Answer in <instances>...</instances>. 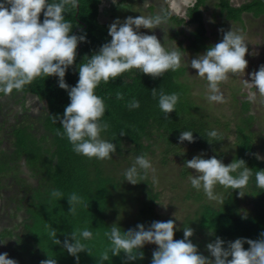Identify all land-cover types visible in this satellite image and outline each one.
I'll use <instances>...</instances> for the list:
<instances>
[{
  "label": "trees",
  "instance_id": "16d2710c",
  "mask_svg": "<svg viewBox=\"0 0 264 264\" xmlns=\"http://www.w3.org/2000/svg\"><path fill=\"white\" fill-rule=\"evenodd\" d=\"M207 1L196 0L188 10L186 8V17L171 12L165 13L168 21H173L183 28L173 34V39L178 40L180 35L186 33V24L196 25L189 36H186L190 41L189 49L196 53L205 51L210 46L205 17L201 10ZM100 3L101 0H79L78 8L70 10L66 16L73 26V33L87 34V41L78 44L74 65L65 76L70 86H75L78 80L77 65L111 39L108 35V26L111 23L101 20ZM263 4L261 0H253L235 6L231 0H217L216 6L221 9L227 20L241 21L243 14L257 13L261 11L259 8ZM155 9V5H151L150 11L153 12ZM40 20L42 22L43 12L40 14ZM181 73L182 69L178 68L175 71H167L163 77L153 79L150 75L133 69L108 83L101 82L95 91L104 99L106 113L103 119L109 124L108 129L101 135L112 140L117 146L112 159L107 160L90 159L79 155L72 150L66 136L57 135L58 130L63 132L59 118L63 117L64 109L70 102L67 91L58 87L57 77H37L24 89L12 91L14 94L32 95L30 97L35 96L39 102H46L47 112L39 119L47 133L38 139L37 131L31 124L16 129L18 149L16 148L13 156L18 161L26 156L30 173L41 180L38 186L16 193L19 196L17 208H26L24 212L28 215L27 221L31 223H24L23 227L27 234L20 237L17 235L16 245L8 246L6 253L10 258L15 259L18 264H40L42 260L50 257L54 258L57 264H77L76 259L63 248V241L66 238L71 241L73 229L78 230L87 226L96 236L90 242L93 251L91 254L86 251L79 253L78 264H98V257L108 244L104 233L109 231L114 223L122 231H127L129 228H135L138 223L147 227L153 221L159 220L156 210L159 194L153 192L149 172L143 181L135 185L130 184L124 181V171L135 159L130 162L126 160L128 164L119 175L116 173L120 172L121 163L115 161V155L117 158L128 153L136 155L146 153L149 156V152H153V147L160 146L164 152L163 164L168 163L170 154L179 156L181 162L185 163L192 158L191 154L197 153L203 155L205 159L216 156L225 165L235 159H243L246 165L253 169V173L264 169V160L256 159L255 155L257 154L254 145L255 133L251 129L254 116L243 117L244 126H237L235 154L228 157L222 150L225 135L218 133V139H211V143L208 142L207 139L210 138L207 137L206 130L213 128L203 116L194 114L193 111L198 110V107L193 105L187 95V84L179 81ZM152 89H157V93L161 89L167 93H179L176 112L169 113L165 118L158 107V95L153 98ZM117 93H121L123 99H118ZM133 97L139 100L140 107L130 110L126 104ZM243 105L250 108L246 101ZM186 129L194 131L195 142L178 141L180 132ZM121 131L125 135H120ZM47 140L51 141L53 151ZM187 147L192 150L183 152ZM106 163H110V166L114 163L112 165L114 170L106 169ZM190 172L191 169L183 167L184 176ZM53 188L60 190L63 196L51 198L50 192ZM219 188L224 191L223 201L218 204L219 206L208 200L203 191L191 194L196 201L204 199V202L178 231L174 229V239H183V228L189 225L193 229L192 242L205 256L209 255L207 243L213 242L216 237L226 242L237 238L256 240L264 232V188L256 186L254 175L243 190L244 196H239L237 190L232 191L223 186ZM73 192L84 197L88 203L87 208H78L76 215L69 213L70 205L67 200ZM242 203H246V207L251 205L245 213H242V210L246 209L242 208ZM127 207L136 208L138 211L135 214L130 213ZM51 228L56 230L60 245L51 244L48 235ZM12 236L14 235L7 230L0 232L2 240ZM244 247L247 248L248 245L244 244ZM141 250L144 252L143 259L126 261L124 253L119 256L110 254V259L103 264H150L152 247L145 244Z\"/></svg>",
  "mask_w": 264,
  "mask_h": 264
},
{
  "label": "clouds",
  "instance_id": "9594fccd",
  "mask_svg": "<svg viewBox=\"0 0 264 264\" xmlns=\"http://www.w3.org/2000/svg\"><path fill=\"white\" fill-rule=\"evenodd\" d=\"M116 3V0H113ZM79 0H0V92L9 94L13 90L20 91L30 85L37 77H57L58 87L67 91L69 104L65 107L63 117L59 118L64 135L72 146V150L88 158L98 160L112 159L116 153V144L102 137L109 124L103 119L106 113L104 99L96 94L97 87L110 80L121 77L123 73L133 69L150 75L153 79L163 77L169 70L175 71L182 62V52L177 47L168 48L157 36L141 33L145 29L161 28L165 31L168 17L162 13L128 16L123 22L116 18L108 26L110 40L102 44L97 52L77 65L78 80L75 86H70L66 73L74 65L79 43L87 41V34H75L73 26L66 19L70 10L77 9ZM43 12V20L40 14ZM223 32V38L210 45L202 54L190 61L187 68L196 70V77L207 81L209 102L224 103L225 96L220 85L229 79L230 75H244L248 61L245 55L248 44L245 35L239 30ZM181 49V48H179ZM250 79L244 80L247 87H253L256 93L264 96V65L258 70L249 72ZM153 98L158 95V107L167 118L169 113L176 112L180 94L167 93L162 89H152ZM118 99H123L117 93ZM126 107H140L138 99L133 97ZM178 114V113H177ZM193 130H182L178 141L195 142ZM120 135H125L121 131ZM209 143L218 139L215 129L206 130ZM256 159L264 156L255 154ZM184 167L194 170L188 179L192 188L202 190L210 201L222 202L223 196L216 188L237 190L239 196H244L243 190L255 177L258 188H264V169L256 170L246 165L243 159H235L225 165L216 156L207 159L203 155H195L186 160ZM155 172L151 159L146 153L135 157L134 162L125 169V180L130 184L143 181L148 172ZM153 182L156 177L153 175ZM63 193L53 188L51 198H60ZM70 205L69 213L76 215L78 208H87L84 197L76 192L67 197ZM176 227L173 219L153 221L147 227L138 223L135 228L122 231L113 224L104 233L108 244L98 257V264L108 261L111 256L125 254L126 261L144 258L145 244H155L157 248L152 253L150 264H264V232L259 239L237 238L234 241H224L216 237L206 245L208 256L198 251L191 237L193 229L187 225L183 228V239H174ZM211 234V231H210ZM51 244L60 245L56 230L51 228L48 233ZM96 238L89 227L73 229L71 241L65 239L63 248L73 256L78 264L79 253H92L90 242ZM4 241H0L3 244ZM244 244L248 247L245 248ZM0 264H18L8 253H0ZM40 264H57L54 258L42 260Z\"/></svg>",
  "mask_w": 264,
  "mask_h": 264
},
{
  "label": "rangeland",
  "instance_id": "374dc122",
  "mask_svg": "<svg viewBox=\"0 0 264 264\" xmlns=\"http://www.w3.org/2000/svg\"><path fill=\"white\" fill-rule=\"evenodd\" d=\"M112 1V0H111ZM111 1H107L106 3L109 5V9L107 11H102L101 13V20L103 22H110L112 23L116 18H119L121 22L124 21V19L128 16H138V15H148L153 14V12L156 13H162L165 14L166 12H171L172 14H178L180 17H186V8L188 10L189 6H192L196 0H146L145 3L139 4L137 3V0H130V1H136L135 4H131L132 6H117L116 8L113 7L115 5L111 4ZM119 0H116V3ZM233 5H243L247 2L253 1V0H231ZM133 2V3H134ZM217 0H208L205 6L201 8L203 11L204 17H205V23L208 30L209 35V41L210 45H214L219 40L223 38V32L220 31L223 29L224 31H228L231 28L233 30H239L241 31L245 37H246V43L248 45V52L245 55V59L248 61L247 68L245 69L244 75L236 74V75H230L229 79L225 82H222L220 85L221 91L223 92L225 96L224 103H215V102H209L207 100L208 95V88H207V81L200 77H196V70L192 69L190 66L187 68L186 60L189 61L196 57L198 54H202L204 51L200 53H196L193 50L189 49V40L186 36H189L190 31L193 30L196 25H188L186 24L185 30L186 33L179 36V39H173L172 36L177 30H183V28L176 25L173 21H168L165 31L161 28L156 29H145L141 27L139 31L141 33H148V34H155L157 38L161 41L162 44L165 43V46L168 48H177L178 51L182 52V62L181 66L179 67L182 69V73L179 77V81L182 83L187 84L188 91L187 95L190 99V101L193 103L194 106L198 107V110L193 111L194 114L197 116H203L211 125V127L215 130H217L218 133L225 135V144L223 145L222 150L226 152L228 157H231L235 154V145L234 141L236 139L237 135V126H244L243 117L245 116H254L252 124V130L255 133V150L257 154H260L261 156H264V96H261L260 94L256 93L255 88L253 87H247L244 84V80L250 79L248 76L249 72H253L255 70H258L260 65H264V54L261 51V40L262 38L254 35L252 30L246 31L244 33V21L247 19L244 15L242 16L241 21H231L227 20L225 16L222 15L221 9L216 6ZM125 4V3H124ZM151 5H155L156 9L151 12L150 8ZM150 6V7H149ZM116 10L114 12V9ZM117 13V15L115 14ZM246 14V13H245ZM249 15V14H246ZM180 41V42H179ZM254 45L258 48L256 49L252 45ZM251 44V45H250ZM251 52V53H250ZM185 68V69H184ZM32 95H25L23 93H17L13 94V101L14 103H17L20 99L25 98V100H28V98ZM35 97V96H34ZM248 102L250 105V108H245L243 105L244 102ZM27 103V101H26ZM40 106V110L43 112H47L45 107L42 104H37ZM247 105V104H246ZM40 110H38V114L40 115ZM43 114V113H42ZM38 121H41V119H37ZM30 120H26V124H29ZM13 125V126H12ZM12 125H7V130L5 137H6V143L9 144L8 151L10 149L11 152H13L16 148L18 149V143H17V137H14L13 131L17 129V127H22L23 123H12ZM17 127H16V126ZM25 125V124H24ZM11 127H14L11 128ZM13 129V130H12ZM46 134L45 130L40 128L38 133L36 134V137L39 139L42 136ZM3 136L0 131V137ZM17 136V135H16ZM16 139V140H15ZM48 146L50 145L51 151H53V148L51 146V141H46ZM15 144V145H14ZM16 146V147H15ZM192 149L187 147L184 148V151H191ZM153 152H149V158L152 161L153 167L155 168V172L149 171V179L152 183L153 192L156 194H159V199L156 202V210L157 215L159 216V221H164L168 219H173L175 221L176 227L180 229L184 223L187 221L188 217H192L193 213L200 209L201 203L204 202V199L200 201H196L194 199V196L191 194H194L195 192H200L202 190H196L192 188L190 181L188 179L191 172H194V170H191L190 173H188L186 176L182 174V170L184 167V163L181 162L180 157L173 156L172 154L168 157V163L163 164V158H164V152L163 147L155 146L152 148ZM18 154V153H17ZM195 155H198L197 153H193L190 155V157H193ZM116 156V155H115ZM115 161H120V172L116 173L121 175L123 168L127 166V162H130L131 160L135 159L137 156L134 154H126L124 157L118 156L115 157ZM1 158L5 162L6 166L8 162L13 161V156L11 154H6L4 152L1 153ZM125 158V159H124ZM262 161L264 159H261ZM22 162L23 166L28 168L27 176H24L28 179V184L35 185V178L30 173V168L26 164V156L22 157L18 163ZM13 164V162H11ZM114 163H106V169L114 170V167H112ZM3 167V163L0 162V169ZM109 169V170H110ZM1 172V171H0ZM14 173H19V171L14 170ZM153 175L156 177V182H153ZM29 176V177H28ZM34 183H31V181ZM41 179H39L40 181ZM10 182L9 176H7L6 181L4 180L5 187L3 186L2 189H5V192L7 195L12 191L11 187L13 184L8 185ZM1 186V184H0ZM216 191L220 195H224V191L217 186ZM204 195V193H203ZM190 196V198H188ZM205 196V195H204ZM19 199V198H18ZM12 201L15 203V198L13 196ZM214 205L219 206L218 204L221 202H215L211 201ZM14 205L15 209H0V216L4 215V222L3 226H6V228H3L0 230H7L11 234L14 235L13 238H15L16 235L19 237L21 235L27 234L25 231L23 225L24 223L30 224L31 222L28 220V215L24 213L25 207L22 209H18V204L15 203ZM8 205V201H7ZM242 208H246L242 210V213H245L247 210L251 208L246 203H242ZM13 206V203H12ZM122 209V208H121ZM125 209V208H124ZM127 209H130V213L135 214L138 210L133 207H127ZM203 237V236H202ZM152 247L153 251L157 248V245L155 244H148ZM7 248L5 246H2L0 253L7 252Z\"/></svg>",
  "mask_w": 264,
  "mask_h": 264
},
{
  "label": "flooded vegetation",
  "instance_id": "af4514ba",
  "mask_svg": "<svg viewBox=\"0 0 264 264\" xmlns=\"http://www.w3.org/2000/svg\"><path fill=\"white\" fill-rule=\"evenodd\" d=\"M107 1H111V0H107ZM137 1H138L137 3H141V4L146 2V0H137ZM261 1L264 3V0H261ZM133 2L130 0H119L117 3H113V0H112L111 4L115 5L113 7L116 8L117 6L119 7L121 5L132 6L131 4H135L136 1L134 3ZM108 6L109 5L106 3V0H101V3H100L101 13L102 11H105V10L107 11V9H109ZM259 9L261 11L257 13L255 12L249 15L243 14L245 17H247V19H245L244 21V33H246V31L248 30H252L254 35L262 38L261 51L264 54V4L263 6H260ZM115 11L116 10L114 9V12ZM252 46L258 49L254 45V43ZM13 94H14L13 92L9 94H0V131H1V134H3V136L0 137V162H2L3 164H5V162L1 158V153L4 152L6 154H11L13 156V153L16 150L15 149L13 152H11L9 149L8 151L9 144L6 143L7 139L5 137L6 132H8L7 125L8 124L12 125L13 122L15 124L23 123V126L20 128H24V126L31 124L32 126L35 127V131H37L36 133H38L40 128L44 129V125L42 121L34 120L33 118L39 119L41 116H43L42 113L44 112L40 110V106H38L37 104H42L47 110L46 102H39V99H37L36 97H29L28 100H25V98H22L17 103H14L13 101H15V99H13ZM38 110H40V115L38 114ZM26 120H30L29 121L30 123L26 124ZM11 128L14 129V127H11ZM12 133L14 137H16V129ZM15 160L16 159L13 156V161H11L13 162V164H11V162H8L7 166L5 164L0 169L1 171L0 172V184H1L0 186V209H15L14 207V205H16L15 203L19 204V201H18L19 196H17L16 193L22 192L23 190H26L29 187H35L39 185V179H38L39 177H35L32 174L31 175L33 177H30V178H35V181L37 182H35V185L26 183L28 182V179L25 178L24 176H27L26 174L28 173L27 172L28 168L23 166L22 162L18 163V160L16 161ZM14 170L19 171V173H14ZM7 176H9L10 178V182L8 183V185L13 184L11 186L13 187L12 191L9 193V195L6 194L4 188L2 189L3 186L5 187L4 180L6 181ZM30 181L31 183H33L32 180ZM13 196L15 198V203L14 201H12ZM7 201H8V205H7ZM12 203H13V206H12ZM2 217H4V215L0 216V230L3 228H6V226H3V222L5 219ZM13 237L14 236L5 237L4 240L0 239V241H4L3 244H0V251H1L2 246L6 245V247H8V246L16 245L17 235L15 236V238Z\"/></svg>",
  "mask_w": 264,
  "mask_h": 264
}]
</instances>
